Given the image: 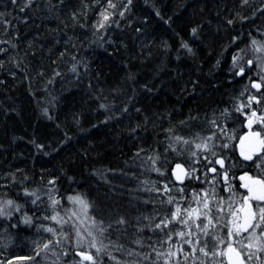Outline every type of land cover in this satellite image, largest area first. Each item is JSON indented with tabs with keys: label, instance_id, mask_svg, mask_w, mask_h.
I'll list each match as a JSON object with an SVG mask.
<instances>
[{
	"label": "snow or ice",
	"instance_id": "snow-or-ice-1",
	"mask_svg": "<svg viewBox=\"0 0 264 264\" xmlns=\"http://www.w3.org/2000/svg\"><path fill=\"white\" fill-rule=\"evenodd\" d=\"M67 2L48 0L47 9L62 11ZM248 4L249 0H241V7ZM9 6L12 13L7 11ZM132 6L133 0H80L79 6L70 11L69 20L81 29L90 28L98 40L108 43L104 37L121 28L122 20L131 23L127 14ZM43 7L39 0H9L0 11V23L7 26L6 38L0 40V45L18 52L17 21L26 24L31 18L28 13ZM92 13L95 19L89 23ZM260 17H264V7H254L251 16L236 11L227 18V25H233L237 18L255 25ZM64 23L65 27L70 26L67 20ZM13 26L15 34L8 39ZM198 29L199 26L192 29L193 35H198ZM245 35L241 40V34L237 33L230 41L234 50L230 53L229 72L232 80L239 77L248 83L231 93L227 102H214L205 111L190 113L185 121H180L188 127H192V121L200 122L199 131L185 135L172 127L166 129L168 143L164 152L155 146L137 149V166L145 170L146 177L149 172L158 174L156 181L145 180L155 193L149 201L153 204L150 214L122 202L101 206L93 199L91 189L79 186L62 189L58 183L60 175L41 177L42 183L33 186L34 178L27 173L18 176L21 170L16 169L0 177V240L10 245L19 232L33 230L38 236L33 240V255L24 257L32 264H45V261L50 264H264V25H255V32L249 30ZM238 40L243 47L236 43ZM71 41L69 36L68 42ZM32 44L30 41V49ZM72 47L75 51L71 53L68 71L79 79L92 69L86 58L79 56L80 49L75 44ZM182 47L195 56L187 41L182 40ZM8 51L9 47H0V54ZM28 54L26 51L24 58H17V68L23 66ZM63 55L61 52L60 56ZM216 63L219 65L221 61L218 59ZM3 64L0 60V66ZM63 75L60 68L53 69L47 85H53L56 77ZM99 78L97 73L95 79ZM128 80L133 81L132 93L121 102V116L133 109L136 113L144 111L134 103L135 74L129 73ZM88 84L93 88L91 79ZM199 85L200 81L194 82L190 94H195ZM140 87L147 92L155 91V86L149 83ZM112 91L120 94L124 88L118 85ZM102 93L103 89H99L93 96L98 108L108 113L107 122L116 111V97ZM53 99L47 100V104ZM42 110L49 113L47 106ZM49 119H52L50 115ZM168 120H172L170 112ZM148 123L149 117L145 115L143 123L138 120L135 126H130V133L146 131ZM136 138L142 139L138 135ZM68 139L65 132L61 144ZM36 147L44 150L45 155L59 151L55 144L36 143ZM71 179L79 184L75 177ZM122 240L140 247H127ZM0 264H12V261L0 260Z\"/></svg>",
	"mask_w": 264,
	"mask_h": 264
},
{
	"label": "trees",
	"instance_id": "trees-1",
	"mask_svg": "<svg viewBox=\"0 0 264 264\" xmlns=\"http://www.w3.org/2000/svg\"><path fill=\"white\" fill-rule=\"evenodd\" d=\"M8 2L0 0V11ZM39 2L43 9L29 12L31 18L26 24L17 21L18 52L8 45H0L9 47L7 53L0 54V60L4 61L0 66V177L20 169L17 175L27 173L34 178L35 186L42 183L41 177L60 175L58 183L62 189L69 186L91 189L93 199L101 206L122 202L150 214L153 204L149 201L155 193L145 180L156 181L158 174L149 172L146 177L145 170L137 166V149L155 146L164 152L168 143L166 129L172 127L185 135L199 131L200 122L192 121V127H188L180 121H185L190 113L205 111L214 102H227L231 93L248 83L239 77L231 79L230 53L234 48L230 41L237 33L243 40L249 30L255 32V25H264V17L257 19L255 25L241 22L239 18L233 25H227V18L236 11L251 16L254 7H264V0H249L243 7L241 0H133L127 14L131 23L122 20L121 28L104 37L108 43L98 40L90 28L72 25L69 13L79 6L80 0H68L67 6L58 12L47 9L48 0ZM7 11L12 13L13 9L9 6ZM16 14L20 15L19 9ZM92 19H95L94 13L90 14L89 23ZM66 20L69 27H65ZM197 26L198 35H193L192 29ZM6 27L0 23V40L6 38ZM137 28L141 31H135ZM14 34L15 26L7 38L11 39ZM69 36L71 42H68ZM182 40L191 45L195 56L182 47ZM30 41L33 42L31 49ZM236 43L244 46L240 40ZM72 44L80 49L79 56L85 57L92 69L79 79L68 71L71 53L75 51ZM66 47L68 52H65ZM26 51L29 54L23 66L17 68V58H24ZM61 52H64L62 57ZM56 68L64 75L56 77L55 83L48 86V78ZM97 73L100 74L98 81ZM129 73L135 74V107L144 111L136 113L133 109L121 116V102L132 93ZM197 80L200 81L198 90L190 94ZM145 83L154 85L155 91L141 88ZM118 85L124 88L120 94L112 91ZM99 89H103L104 96L116 97V111L107 122L108 113L98 108L93 96ZM53 97L52 103L47 104ZM44 106L49 108L48 114L43 112ZM145 115L149 117L146 131L131 134L130 126H135L138 120L143 123ZM65 132L69 139L61 144ZM136 135L142 139L138 140ZM33 141L46 146L58 145L59 151L45 155ZM98 173L106 178L102 179ZM72 177L79 184L74 183ZM37 238V234L28 229L19 232L10 245L0 240V260L32 264L24 257L33 255V240ZM121 242L130 248L140 247L130 240ZM45 264L50 262L45 261Z\"/></svg>",
	"mask_w": 264,
	"mask_h": 264
}]
</instances>
